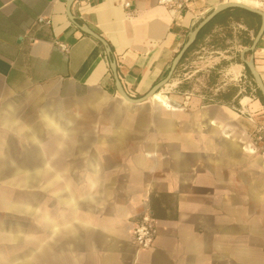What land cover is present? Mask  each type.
<instances>
[{"label":"crops","instance_id":"1","mask_svg":"<svg viewBox=\"0 0 264 264\" xmlns=\"http://www.w3.org/2000/svg\"><path fill=\"white\" fill-rule=\"evenodd\" d=\"M230 1L264 11V0H189L180 11L157 0H0V264H264V104L242 60L225 68L244 84L231 102L205 97L182 61L130 103L109 66L142 97ZM215 17L198 43L227 27L254 31L253 20ZM253 56L264 82V34ZM146 211L157 234L138 249L130 230Z\"/></svg>","mask_w":264,"mask_h":264},{"label":"rangeland","instance_id":"2","mask_svg":"<svg viewBox=\"0 0 264 264\" xmlns=\"http://www.w3.org/2000/svg\"><path fill=\"white\" fill-rule=\"evenodd\" d=\"M243 35L246 37L245 39H251L254 31L251 37L228 27L212 32L194 46L187 54L186 60H184L185 58L182 60L186 61V69L183 72H188L189 75L192 73L189 79L199 85V90L205 97L219 102H231L239 88L244 85L241 80H229L225 74V68L230 62L241 61L240 51L242 47L246 46L242 45ZM217 49L226 51H221L222 54L218 55V60L209 58L208 61H205L206 57ZM248 56L249 53L244 54L245 59H248ZM180 69L181 67L177 65L173 74L180 72ZM246 77L248 78L247 75Z\"/></svg>","mask_w":264,"mask_h":264},{"label":"water","instance_id":"3","mask_svg":"<svg viewBox=\"0 0 264 264\" xmlns=\"http://www.w3.org/2000/svg\"><path fill=\"white\" fill-rule=\"evenodd\" d=\"M73 0H69V2L71 3ZM241 8L244 9L246 11L252 12V13H256L259 15L260 17V23L259 26L257 28V30L255 31L251 42L248 46L244 47L243 49H241L240 51V56H241V60L244 64V66H246V68L248 69L252 80L254 81V83L256 84L257 88L259 89L262 97H264V82H262L257 70L255 69L254 66V56H253V52L255 50V47L259 41V39L261 38L262 34H264V11H261L260 9L248 6L244 3L238 2V1H230V2H224L221 3L219 5H217L211 12H209L203 19H201V21L189 32L188 37L186 38V40L184 41V43L182 44V46L180 47V49L178 50V52L175 54V56L173 57L169 70L167 72V74L165 75V77H163L161 80H159L146 94H144L142 97L139 98H131L129 97L124 90L121 88L119 80L117 79V75H116V70H115V63L113 60L110 61L109 66L110 69L113 73L114 79H115V83H116V87H117V91L120 94V96L125 100L128 101L130 103H139L144 101L145 99L152 97L155 93L158 92V90L167 83V81L171 78L176 66L178 65L180 59L182 58V56L184 55V53L187 51V49L192 45V43L194 42V40L196 39L199 31L211 20L213 19L218 13H220L221 11L228 9V8ZM81 30L89 35H91L92 37H94L96 40H98L104 47V51L105 54L107 56H110V49L107 46L106 42L96 33H94L93 31H91L90 29H88L86 26H82ZM245 53H249L248 59L244 58V54Z\"/></svg>","mask_w":264,"mask_h":264},{"label":"built area","instance_id":"4","mask_svg":"<svg viewBox=\"0 0 264 264\" xmlns=\"http://www.w3.org/2000/svg\"><path fill=\"white\" fill-rule=\"evenodd\" d=\"M160 5L180 11L187 7L189 0H157ZM128 5V3H125ZM38 22L48 23L43 17H38ZM62 50H66L64 44H59ZM255 143L257 152L264 158V124L257 126L255 133ZM131 240L138 249H148L152 246L157 234L156 220L150 211L143 213L140 218L133 222L131 230Z\"/></svg>","mask_w":264,"mask_h":264},{"label":"trees","instance_id":"5","mask_svg":"<svg viewBox=\"0 0 264 264\" xmlns=\"http://www.w3.org/2000/svg\"><path fill=\"white\" fill-rule=\"evenodd\" d=\"M231 14V17L238 20V19H243L244 23L246 25H248V23L246 22V20H253L254 22V27L253 30L254 32L257 30L259 23H260V17L258 14L256 13H252L249 11H246L244 9L241 8H228L225 9L223 11H221L219 14ZM216 17H214L213 19H211L198 33L196 39L194 40V42L192 43V45L187 49V51L184 53V55L182 56V58L180 59L178 65L182 62V60L187 56V54L194 48V46L198 43V41L200 40V38L202 37L203 33L205 32V30L212 24V22L215 20ZM250 26V25H249ZM251 42V39L247 38L244 40L243 45L248 46ZM245 67V74L248 76V79L250 80L251 84L254 87V91L255 94L257 95V97L259 98V100L261 101L262 104H264V97H262L259 89L257 88L256 84L254 83V81L252 80V77L248 71V69Z\"/></svg>","mask_w":264,"mask_h":264}]
</instances>
